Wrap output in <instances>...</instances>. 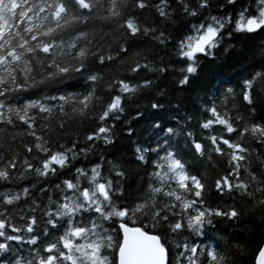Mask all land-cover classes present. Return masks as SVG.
Returning <instances> with one entry per match:
<instances>
[{
  "label": "snow or ice",
  "instance_id": "6c2138e0",
  "mask_svg": "<svg viewBox=\"0 0 264 264\" xmlns=\"http://www.w3.org/2000/svg\"><path fill=\"white\" fill-rule=\"evenodd\" d=\"M231 53L235 79L198 82ZM166 74L201 116L169 101L170 126L159 89L124 119ZM258 100L264 0H0V264H240L245 221L264 229ZM134 136L136 170L109 151Z\"/></svg>",
  "mask_w": 264,
  "mask_h": 264
},
{
  "label": "trees",
  "instance_id": "16d2710c",
  "mask_svg": "<svg viewBox=\"0 0 264 264\" xmlns=\"http://www.w3.org/2000/svg\"><path fill=\"white\" fill-rule=\"evenodd\" d=\"M223 2V0H221ZM247 2V0H245ZM237 8L240 7L239 4L236 5ZM229 12L232 10L231 8L227 9ZM215 14L217 9L212 10ZM144 17L147 18L149 22L152 20V14L150 12L144 13ZM169 31L173 32L174 34L178 31V29L173 25L168 29ZM260 38L256 37L254 39H249L246 41H243L242 43L246 44H252V43H259ZM168 49H161L159 52L160 57L163 59V62L167 63L168 61ZM222 51V50H221ZM237 59L236 53H231L227 57L224 56H218L217 61L212 62L208 60L202 61V68H201V78L198 80L199 83L204 84L207 82V79H216V78H223V79H235L231 76L232 67L235 64ZM256 60L259 61V54L257 53ZM241 64L245 63V61L241 60ZM144 75H151L146 73H141L140 76ZM140 77H137L139 79ZM206 78V79H205ZM175 80V74H166L163 75L161 78H159L156 81V86H154L153 90L151 92H148L147 94H144L140 96L136 102H130L127 107V115L124 117V119H127L129 116H132L134 114V111L137 107V105L143 106L145 109H147L148 103L152 101L153 98H155V93L159 89H163L165 92V96L160 99L161 103L165 104V122L168 123L170 126H175L174 122L170 119L169 112L171 111L172 114H175L174 110H170L169 101L172 103L179 102L180 104V115H184V109H187L188 113L194 114V120L199 118L201 116V113L198 111L197 104H198V98L195 96L193 92L189 90V88H185L183 90L177 88L174 84ZM203 93H201L202 95ZM264 108V104H261L260 101H257V113L258 115L261 112V109ZM152 117L148 115L147 111H145V118L141 121H135L132 123V126L137 129V135L140 140H146L148 136L150 135V132L145 131V128L147 127L146 121L151 119ZM117 131L119 132V127L117 128ZM137 139V136L131 137V138H121L118 142L116 149H109V151L112 153V155L120 156L122 155L125 159V161L133 168L135 169V164L132 163V156H131V143ZM99 151V149H97ZM111 158V157H110ZM223 168V165L219 163V160L217 158V165L215 168H213L211 165H207L205 167H201V171L206 172V175L208 176L209 183L216 177L217 172L221 171ZM139 177H137V180ZM210 200L215 201V196L212 195L209 197ZM246 225L250 226L249 231L245 233L244 239L250 241V243L247 246L246 252L243 256V260L240 262V264H253V257H254V251L256 250L259 243L264 242V229L255 226L254 224H251L250 221H245Z\"/></svg>",
  "mask_w": 264,
  "mask_h": 264
}]
</instances>
